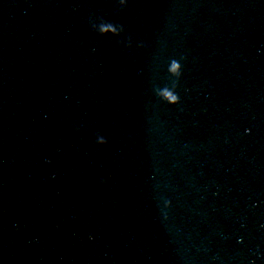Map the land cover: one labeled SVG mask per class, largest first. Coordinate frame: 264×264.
Returning <instances> with one entry per match:
<instances>
[{
	"label": "water",
	"instance_id": "95a60500",
	"mask_svg": "<svg viewBox=\"0 0 264 264\" xmlns=\"http://www.w3.org/2000/svg\"><path fill=\"white\" fill-rule=\"evenodd\" d=\"M127 4L0 0V264H264V0Z\"/></svg>",
	"mask_w": 264,
	"mask_h": 264
},
{
	"label": "clouds",
	"instance_id": "9594fccd",
	"mask_svg": "<svg viewBox=\"0 0 264 264\" xmlns=\"http://www.w3.org/2000/svg\"><path fill=\"white\" fill-rule=\"evenodd\" d=\"M119 6L122 9L126 8L128 6L127 0H119ZM114 34H118V33H114ZM141 46L143 47L144 45H141ZM182 59H184V57H182ZM170 71L174 76H176L179 79V77L182 75L183 67L180 65V62L178 60L173 59L170 62ZM163 95H164L165 100L170 104H180L181 103L179 95L176 94L174 91L173 92L166 91ZM245 131L247 132L248 130L246 129ZM96 143L100 145H104L107 143V140L97 137ZM166 203H167V206L169 207L171 206L170 201ZM89 238L91 239L92 237H89Z\"/></svg>",
	"mask_w": 264,
	"mask_h": 264
}]
</instances>
